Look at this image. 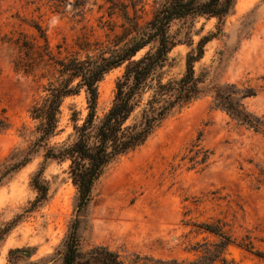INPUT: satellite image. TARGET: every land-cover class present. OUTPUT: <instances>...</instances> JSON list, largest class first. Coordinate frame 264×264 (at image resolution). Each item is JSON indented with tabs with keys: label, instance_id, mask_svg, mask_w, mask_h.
I'll use <instances>...</instances> for the list:
<instances>
[{
	"label": "rangeland",
	"instance_id": "obj_1",
	"mask_svg": "<svg viewBox=\"0 0 264 264\" xmlns=\"http://www.w3.org/2000/svg\"><path fill=\"white\" fill-rule=\"evenodd\" d=\"M166 1L0 0V120L8 125L0 131V174L37 137L39 120L31 109L43 103L49 82L56 80L46 56L29 72L16 68L15 60L23 56L16 39L43 43L37 24L56 55L97 54L131 27L125 11L145 24ZM187 24L193 44L173 49L169 73H184L187 52L200 37L217 33L194 63L196 75L256 87V95L244 102L264 117V0H236L220 32L217 17L200 16ZM123 71L124 65L116 67L99 82L98 115L110 106ZM61 109L50 144L73 137V110L78 123L88 111L84 90L66 97ZM205 149L211 154L202 162ZM197 151L198 162L191 160ZM44 162L40 148L0 184V229L21 214L0 240V264H9L10 249L28 246L36 248L29 260L52 264L75 216L77 192L69 161L46 162L48 199L30 210L37 195L32 175ZM216 219L227 223L237 241H251L264 255V135L213 108L210 96H203L171 113L143 145L105 168L93 188L83 246L106 244L123 255L139 251L191 260L198 254L197 242L215 239L197 224ZM225 256L227 264H264L263 256L238 244L230 245Z\"/></svg>",
	"mask_w": 264,
	"mask_h": 264
},
{
	"label": "trees",
	"instance_id": "obj_2",
	"mask_svg": "<svg viewBox=\"0 0 264 264\" xmlns=\"http://www.w3.org/2000/svg\"><path fill=\"white\" fill-rule=\"evenodd\" d=\"M235 3L236 0H167L145 24H140L137 16H130L125 11V18L131 27L97 54L87 53L84 57L56 55L46 32L37 24L33 26L43 43L20 37L16 39L23 54L15 60L16 68L29 72L46 56V63L52 67L56 80L49 82L43 103H37L31 109L33 118L39 120L37 137L19 157L4 165L0 184L29 163L33 155L43 148L45 162L34 172L31 180L37 191L30 206L32 210L48 199L49 185L43 178L46 162L69 161V177L77 192L75 216L53 254L52 264H227L229 261L225 255L232 244L264 257L251 241H237L226 228L227 223L221 219L197 224L215 239L197 242L193 249L198 254L191 260L165 259L139 251L123 255L106 244L83 246L82 230L87 221L93 188L105 168L120 156L143 145L174 111L203 96H210L213 108L225 111L232 119L264 135V117L249 110L244 102L256 95V87L206 79L195 73L194 63L204 56L206 43L217 33L200 37L196 47L187 52L184 73L180 76L169 73L173 49L181 44H193L187 22L200 16L217 17L220 32L224 18L231 13ZM121 65H124V71L115 80L112 102L102 115H98L99 82L105 74ZM81 90H84L87 99L86 116L78 123L77 112L73 110L71 140L50 144V139L58 133L64 99ZM7 127V123L0 120V131ZM199 152L192 155L191 160L198 162L195 157L198 158ZM209 154V149H205L201 161H206ZM20 217L21 214H18L0 229V240ZM35 251L36 248L31 246L12 248L8 255L9 264H19L22 260L25 261L23 264H41L40 260H29Z\"/></svg>",
	"mask_w": 264,
	"mask_h": 264
},
{
	"label": "water",
	"instance_id": "obj_3",
	"mask_svg": "<svg viewBox=\"0 0 264 264\" xmlns=\"http://www.w3.org/2000/svg\"><path fill=\"white\" fill-rule=\"evenodd\" d=\"M52 262V261H51ZM51 262H49L48 264H51Z\"/></svg>",
	"mask_w": 264,
	"mask_h": 264
}]
</instances>
